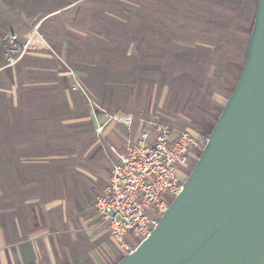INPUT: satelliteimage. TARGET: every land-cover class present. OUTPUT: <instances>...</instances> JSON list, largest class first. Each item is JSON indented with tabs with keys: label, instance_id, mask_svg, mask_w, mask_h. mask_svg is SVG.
Wrapping results in <instances>:
<instances>
[{
	"label": "rangeland",
	"instance_id": "374dc122",
	"mask_svg": "<svg viewBox=\"0 0 264 264\" xmlns=\"http://www.w3.org/2000/svg\"><path fill=\"white\" fill-rule=\"evenodd\" d=\"M254 1L0 0V11L6 15L5 30L0 27L1 42L19 15L28 19L30 32L37 27L40 34L39 48L13 67H6L1 59L0 89L6 93H0V264L9 260L13 264H112L125 257L93 206L84 213L73 204L64 207L68 224L61 222V208H49L47 224L37 225V236L28 240L20 232L26 226L16 223L17 219L27 222L29 215L19 207L15 210L14 195L33 191L21 190L15 178L16 156L29 154L14 151L13 129L29 122L14 119L15 114L37 115L47 109L62 110L63 106L68 119L63 125L44 127L46 132L38 139L47 152L32 153L38 158L64 156L74 161L62 168L52 162L38 169L45 173L34 191L36 195H63L60 190L66 182L75 183L72 187L78 193L84 182L77 179L74 164L78 160H107L106 154L111 153L107 143L100 151L103 156L94 148L86 154L96 141L91 122L82 121L89 108L104 110L108 123L113 122H109V115L131 113L135 119L132 128L117 127L129 141H135L144 126L148 128L142 121L155 116L177 132L201 136L199 130H212L230 96L222 87L230 85L236 75L238 45L248 35ZM220 42L225 45L221 52ZM39 56L42 58H36ZM25 66L53 71L46 75ZM18 72L21 77L15 81ZM214 75L217 78L211 80ZM73 77L81 83L82 92L71 90ZM29 97L36 99L33 105L27 102ZM65 97L71 103L70 110L66 109ZM18 102L23 104L21 109ZM197 159L188 160V175ZM96 194L92 193L93 199ZM35 209V216L42 221L41 209L37 205Z\"/></svg>",
	"mask_w": 264,
	"mask_h": 264
},
{
	"label": "water",
	"instance_id": "95a60500",
	"mask_svg": "<svg viewBox=\"0 0 264 264\" xmlns=\"http://www.w3.org/2000/svg\"><path fill=\"white\" fill-rule=\"evenodd\" d=\"M116 264H264V0L235 88L181 192Z\"/></svg>",
	"mask_w": 264,
	"mask_h": 264
},
{
	"label": "built area",
	"instance_id": "2783aa9c",
	"mask_svg": "<svg viewBox=\"0 0 264 264\" xmlns=\"http://www.w3.org/2000/svg\"><path fill=\"white\" fill-rule=\"evenodd\" d=\"M38 39L37 27L23 40L15 33H8L4 38L6 67H13L38 49ZM71 90L83 91L75 77ZM108 120L127 130L135 121L131 113L124 112L109 115ZM142 124L148 128L144 126L135 141L125 144L111 165L103 192L93 202L110 238L125 256L157 227L182 190L188 175L185 171L188 160L197 159L207 142L203 136L177 132L156 116Z\"/></svg>",
	"mask_w": 264,
	"mask_h": 264
},
{
	"label": "crops",
	"instance_id": "0c3cea01",
	"mask_svg": "<svg viewBox=\"0 0 264 264\" xmlns=\"http://www.w3.org/2000/svg\"><path fill=\"white\" fill-rule=\"evenodd\" d=\"M26 20V21H25ZM5 21H6V15L5 12L0 11V27H2V30H5ZM16 23V24H15ZM12 23V26L10 27V32L15 33L17 36H19L20 39H25L29 32L31 27L27 26L29 25L28 19H24L23 15H19L17 18V22ZM12 30V31H11ZM1 54L4 56V43L1 42L0 40V72L3 70L4 63L2 60H5L4 57H1ZM65 51L63 49L60 50V56L64 59ZM30 56V55H29ZM35 57V56H34ZM32 57V59L34 58ZM3 58V59H2ZM36 58H42V56L36 57ZM61 58V59H62ZM2 59V60H1ZM26 70L29 71H34V72H41L42 74H50L53 69L49 68H41V67H34V66H25ZM71 73H69L70 75ZM83 78V74H81ZM20 76V73L15 74V81H18ZM71 75L69 76L68 79H70ZM1 79V78H0ZM71 86L74 82V77L73 79L71 78ZM0 93H6V91L3 89H0ZM67 98V97H65ZM27 102H29L30 105H33V103L36 101L34 97H29V99H26ZM21 104L18 102V105L21 109ZM23 105V104H22ZM66 106L68 108L66 109H72L71 108V103L69 102V98H67L66 101ZM64 107L62 106V110L53 108L51 110L47 109V111H44L42 113H32V112H22L19 111L15 114V118L19 120H28V126L24 127H16L13 129V135H14V140H13V146H14V151H19L22 150L23 152H29V154H24L23 156H16L14 160V168H15V178L18 179L17 181L19 182L20 189L23 191H33L30 195H14L15 196V202H14V207L16 208L15 210H18V207L23 211V213H26L29 215V218H27V222L23 219H17L16 223H20L24 226L23 229H20V232L23 231L25 237L28 240H32L35 236V231L37 230L36 227L39 224H47L46 220V210L49 208H61L62 213H61V222L65 220L67 224L69 223V218L66 217V214L63 212V208L68 206L70 204H73L77 210L79 209H84L80 211V213H84L86 208H92L93 203L91 200H93V195L92 193H97L96 195L100 194L104 190V186L106 183L107 175L109 173V170L111 168V165L116 161L117 156L121 154L124 150V146L127 142H129L130 138H127L122 131H120L117 127H122L123 126L117 124V123H108L105 120V111L100 109H91L89 108V111L87 109L86 115L82 121H89L92 124L93 131L95 132V138L96 141L95 143L89 148L86 152L89 153L92 148H94V152L98 153L100 151H103L104 148V143H107L110 145V148L112 147L114 150L116 147L117 150L115 152L106 154L107 160L103 161L104 166L102 165L103 162L100 160L92 161V160H78L76 165L74 164L73 169H75L74 172L79 173V178L81 181L84 183L82 185V190L76 193V190H74L75 183H69L66 182L64 185L65 187L62 188V194L59 195H36L34 191H36V188L39 184H41V179L44 176V171H39L38 169H42L47 166V164L51 165L52 162L55 164L53 165L54 167L62 168L64 165H70L71 162L74 161V159H69L66 160L64 156H57L56 158H48L45 155L44 157L38 158L35 153L32 152H44L46 153L47 148L45 145H39V136H43L46 132V127L49 124L52 123H60L63 125L64 123H68V119L64 117ZM38 114H42L45 117H39ZM48 115V116H46ZM67 120V121H66ZM110 122V121H109ZM40 126H43L40 127ZM99 132H97V130ZM127 130V129H126ZM129 131V130H128ZM114 146V147H113ZM35 147V148H34ZM35 149V150H34ZM86 151V150H85ZM93 153L94 155H96ZM100 152V155L103 156ZM91 159V155H90ZM103 159V158H101ZM66 160V162H65ZM72 160V161H70ZM104 160V159H103ZM46 165V166H45ZM93 170H89L88 168H91ZM87 168V169H84ZM71 171H69V175H71ZM42 177V178H41ZM71 185V186H70ZM57 190V189H56ZM61 193V192H60ZM94 195V197L96 196ZM48 196L54 197L49 198ZM38 202V204H37ZM38 206L39 209H41V216L42 221H39V219L35 216L37 213L35 212V206ZM78 211V212H79ZM65 214V217H64ZM96 217L99 218L96 214ZM18 218V217H17ZM95 217H92L89 221L93 220ZM87 221L86 223H88ZM28 223V226L27 224ZM22 233V232H21ZM42 244H45V240H42ZM52 242H55L52 240ZM61 247L63 245H60ZM4 253V257H5ZM6 259V257H5ZM116 263V262H114ZM112 263V264H114ZM6 264H13L11 260L6 261ZM32 264V263H31ZM51 264V263H50ZM66 264H70V262H67Z\"/></svg>",
	"mask_w": 264,
	"mask_h": 264
},
{
	"label": "trees",
	"instance_id": "16d2710c",
	"mask_svg": "<svg viewBox=\"0 0 264 264\" xmlns=\"http://www.w3.org/2000/svg\"><path fill=\"white\" fill-rule=\"evenodd\" d=\"M256 2H257V0L254 1L252 20L250 22V26H249V29H248V35H247L246 39L244 40V42L243 43L240 42L239 45H238L239 46L238 47L239 53H238V60L237 61H238L239 64L236 66V69H237L236 75H235L233 81L232 80L230 81V85L222 87V89L224 91H226L230 95H231V93L233 92V90L235 88V85H236V83L238 81V78L240 76L241 70L243 68L244 59H245L246 51H247V48H248L249 37H250V34H251L252 25H253V19H254V15H255V11H256ZM14 14H16L15 11H14ZM224 46L225 45H222L221 42L219 43V47H218L219 52H221V50L224 49ZM228 56H230V55H228ZM216 78H217V76L214 75L210 79L211 80H215ZM219 115L216 117L215 122L217 121ZM199 132H200L201 136H203V137H205L207 139L211 131L204 132V129H201V130H199ZM121 259H123V257L120 258L117 262H119ZM116 263H114V264H116Z\"/></svg>",
	"mask_w": 264,
	"mask_h": 264
}]
</instances>
